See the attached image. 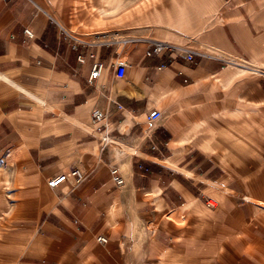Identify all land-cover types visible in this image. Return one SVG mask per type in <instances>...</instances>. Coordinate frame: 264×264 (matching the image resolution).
<instances>
[{
  "label": "crops",
  "instance_id": "0c3cea01",
  "mask_svg": "<svg viewBox=\"0 0 264 264\" xmlns=\"http://www.w3.org/2000/svg\"><path fill=\"white\" fill-rule=\"evenodd\" d=\"M263 74L264 0H0V264H264Z\"/></svg>",
  "mask_w": 264,
  "mask_h": 264
},
{
  "label": "built area",
  "instance_id": "2783aa9c",
  "mask_svg": "<svg viewBox=\"0 0 264 264\" xmlns=\"http://www.w3.org/2000/svg\"><path fill=\"white\" fill-rule=\"evenodd\" d=\"M4 1H8V0H4ZM24 34L26 35L27 39L32 38V33L30 30L25 29ZM67 37H70V36L67 35ZM71 40L73 41V44L71 47L73 51H77L78 46L84 45V43L82 41L77 40L75 38H71ZM169 48L172 49L174 47L166 45V44H162V43H155L145 52V56L146 57H155V56H158L160 53H162L164 50H167ZM89 57H93V55H89ZM191 58H192L191 55L187 56L188 60H190ZM77 61L79 63H84L85 62V56L80 55V54L77 55ZM103 67H104V65L101 62H95L93 64L91 72H90L89 77H88V83H91L92 81L99 78L101 71L103 70ZM127 67H128L127 64L123 61L116 62L115 63V77L117 79H122L125 75V71H126ZM263 76H264V74H263ZM91 116H92L93 123L96 125L95 133H99L101 131V127L105 126V124H104L105 115L102 113V111L99 108H95V109H93ZM160 116H161V113L157 110H152L148 113V117L150 119H156V118H159ZM102 140L107 142L108 137L106 135H102ZM110 174H111V179L116 186H120L123 184V178L120 175L117 168L112 167L110 169ZM67 176L73 177L76 184H79L84 179L83 173L77 167H71L69 169L68 173H61V174L49 179L47 181V185L49 187H56L62 181H64ZM96 239L99 242H105L106 241V238L103 236H98Z\"/></svg>",
  "mask_w": 264,
  "mask_h": 264
},
{
  "label": "bare ground",
  "instance_id": "6f19581e",
  "mask_svg": "<svg viewBox=\"0 0 264 264\" xmlns=\"http://www.w3.org/2000/svg\"><path fill=\"white\" fill-rule=\"evenodd\" d=\"M111 142H112V140H111ZM113 143V142H112ZM109 144H111L110 142H109Z\"/></svg>",
  "mask_w": 264,
  "mask_h": 264
}]
</instances>
